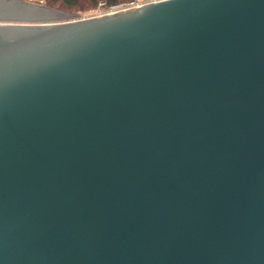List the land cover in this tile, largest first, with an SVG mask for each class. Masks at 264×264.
<instances>
[{
	"label": "water",
	"instance_id": "95a60500",
	"mask_svg": "<svg viewBox=\"0 0 264 264\" xmlns=\"http://www.w3.org/2000/svg\"><path fill=\"white\" fill-rule=\"evenodd\" d=\"M51 13L0 0V264H264V0Z\"/></svg>",
	"mask_w": 264,
	"mask_h": 264
},
{
	"label": "trees",
	"instance_id": "16d2710c",
	"mask_svg": "<svg viewBox=\"0 0 264 264\" xmlns=\"http://www.w3.org/2000/svg\"><path fill=\"white\" fill-rule=\"evenodd\" d=\"M50 5L59 6L67 11L76 13L85 12L90 9L103 6L105 8H112L124 3L134 2L136 0H46Z\"/></svg>",
	"mask_w": 264,
	"mask_h": 264
},
{
	"label": "rangeland",
	"instance_id": "374dc122",
	"mask_svg": "<svg viewBox=\"0 0 264 264\" xmlns=\"http://www.w3.org/2000/svg\"><path fill=\"white\" fill-rule=\"evenodd\" d=\"M26 1L37 3V4H40V5H43V6H49V7L53 8V9L57 10L58 12H61L62 14H65V13H68V12H73V11H67L65 9H62L59 6H56V5H50V4L47 3L46 0H26ZM132 4H134V3L128 2V3H124L122 5H119V6H116V7H112V8H105L103 6H99L97 8L90 9V10H87L85 12H80V14L82 16H84V17L93 16V15H99V14L107 13L109 11L118 9L120 7H127V6H130ZM61 13L48 14V17H50L49 21H62V20H65L66 18H64ZM44 21H48V20H38V21H32V22H44Z\"/></svg>",
	"mask_w": 264,
	"mask_h": 264
},
{
	"label": "built area",
	"instance_id": "2783aa9c",
	"mask_svg": "<svg viewBox=\"0 0 264 264\" xmlns=\"http://www.w3.org/2000/svg\"><path fill=\"white\" fill-rule=\"evenodd\" d=\"M154 1H158V0H136V1L132 2V3H134L132 5L145 4V3L154 2Z\"/></svg>",
	"mask_w": 264,
	"mask_h": 264
}]
</instances>
